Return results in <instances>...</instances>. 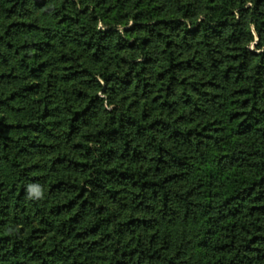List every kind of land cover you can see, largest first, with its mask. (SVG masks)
Wrapping results in <instances>:
<instances>
[{"label": "trees", "instance_id": "1", "mask_svg": "<svg viewBox=\"0 0 264 264\" xmlns=\"http://www.w3.org/2000/svg\"><path fill=\"white\" fill-rule=\"evenodd\" d=\"M0 264H264V0H0Z\"/></svg>", "mask_w": 264, "mask_h": 264}]
</instances>
